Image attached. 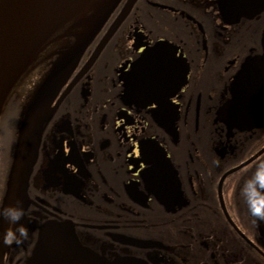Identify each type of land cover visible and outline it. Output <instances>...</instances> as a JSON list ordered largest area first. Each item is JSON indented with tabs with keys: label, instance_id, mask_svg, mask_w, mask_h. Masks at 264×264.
Returning <instances> with one entry per match:
<instances>
[{
	"label": "flooded vegetation",
	"instance_id": "obj_1",
	"mask_svg": "<svg viewBox=\"0 0 264 264\" xmlns=\"http://www.w3.org/2000/svg\"><path fill=\"white\" fill-rule=\"evenodd\" d=\"M110 1L99 2L92 26L87 12L46 41L2 113L0 208L19 202L29 238L5 246L10 225L0 218V264H27L41 228L64 221L108 259L264 264V221L241 191L264 159L256 156L264 124L230 120L236 74L246 63L264 67V11L232 23L217 0H120L52 102L27 195L11 186L26 113L21 84L82 43ZM160 41L171 43L165 79L129 91L130 75L148 76L135 63Z\"/></svg>",
	"mask_w": 264,
	"mask_h": 264
},
{
	"label": "water",
	"instance_id": "obj_2",
	"mask_svg": "<svg viewBox=\"0 0 264 264\" xmlns=\"http://www.w3.org/2000/svg\"><path fill=\"white\" fill-rule=\"evenodd\" d=\"M86 0H0V111L9 90L24 69L29 58L44 39ZM223 12L231 16L256 13L264 9V0H219ZM154 59V60H152ZM150 66H157L151 57ZM60 75L55 69L36 92L29 105L21 131L14 168V180L23 179L25 167H32L37 150L39 130L46 115L45 94ZM246 69L234 88L233 111L241 115L252 114L255 119L264 117V96L257 109L248 112L244 106L252 96L246 94ZM264 120V119H262ZM21 173V174H20ZM28 264H144L135 259L107 260L83 247L72 227L66 224L46 225Z\"/></svg>",
	"mask_w": 264,
	"mask_h": 264
},
{
	"label": "clouds",
	"instance_id": "obj_3",
	"mask_svg": "<svg viewBox=\"0 0 264 264\" xmlns=\"http://www.w3.org/2000/svg\"><path fill=\"white\" fill-rule=\"evenodd\" d=\"M241 191L251 215L258 221H264V159L256 164L255 172L245 181ZM24 214L19 202L17 205L0 208V218L6 219L10 225L3 232L2 242L5 246L11 247L13 244L19 246L29 238L27 226L20 223Z\"/></svg>",
	"mask_w": 264,
	"mask_h": 264
},
{
	"label": "rangeland",
	"instance_id": "obj_4",
	"mask_svg": "<svg viewBox=\"0 0 264 264\" xmlns=\"http://www.w3.org/2000/svg\"><path fill=\"white\" fill-rule=\"evenodd\" d=\"M35 82H37V80H35ZM33 86H32V84H26L24 87H23V92L21 93V98H22V100H24V102H25V100H26V98H27V95H29V90H31V88H32ZM26 92V93H25ZM6 120H9L11 123H12V119H11V116L10 115H8L7 117H6ZM9 121H8V123H9ZM1 147V146H0ZM0 153H1V150H0Z\"/></svg>",
	"mask_w": 264,
	"mask_h": 264
}]
</instances>
